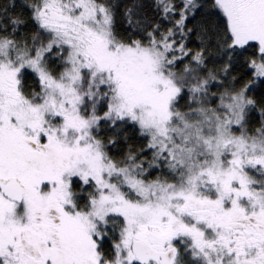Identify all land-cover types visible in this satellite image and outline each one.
I'll return each mask as SVG.
<instances>
[{"label":"snow or ice","instance_id":"obj_1","mask_svg":"<svg viewBox=\"0 0 264 264\" xmlns=\"http://www.w3.org/2000/svg\"><path fill=\"white\" fill-rule=\"evenodd\" d=\"M27 7L37 26L30 42L0 25V264H264V113L250 130V83L216 102L210 85L224 84L203 45L192 52L184 43L202 5L155 0L164 19L179 17L162 31L144 25V5L132 0L124 17L130 29L143 25L138 39L118 35L111 0ZM212 8L224 21L220 71L230 75L256 47L247 66L264 82V0ZM50 62L63 70L54 74ZM29 69L39 91L26 94ZM102 122L138 126L152 152L147 167L132 153L113 160L96 135ZM150 169L161 175L149 179Z\"/></svg>","mask_w":264,"mask_h":264},{"label":"trees","instance_id":"obj_2","mask_svg":"<svg viewBox=\"0 0 264 264\" xmlns=\"http://www.w3.org/2000/svg\"><path fill=\"white\" fill-rule=\"evenodd\" d=\"M111 2L117 5L115 28L118 35L122 38L133 36L137 39L140 38V35H144L142 30L143 25L140 30L130 29L125 20V8L132 4V0H111ZM138 2L144 5L140 12L142 17H147L144 20V25H148L149 22L151 24L159 23L161 30L164 31L172 27L174 20L179 18L176 15L171 19H164L162 12L155 7V0H138ZM174 2L179 5L180 0H174ZM197 2L202 7L197 9L194 15H189L186 26L192 29V31L187 33L184 43L192 52L200 51L203 45L207 69L212 72H217L218 81L224 84L223 88L210 85L211 90L217 94V103L219 102L218 97L221 92L233 88L239 90L245 84L250 83L251 90L247 95L256 101V105L249 109L247 121L249 129L254 130L259 127L262 120V113H264V82H262L261 78H254V70L247 66V62L251 59H258V49L256 47L248 48L244 52V55L240 56L233 63L229 69L230 75H226L220 71L227 58L220 55L216 44L217 39L222 35L224 21L218 10L212 8V0H197ZM28 3H30V0H0V25L7 20V34L12 35L13 28L15 27V38L21 42L24 40L30 42L37 32L35 22L31 20V10L27 7ZM5 9H7L6 12ZM16 18L22 20L23 23L13 26L11 21ZM138 31L140 35H137ZM177 39L179 40L180 37L177 36ZM188 62V58H185L184 63L187 64ZM182 67L183 64L180 65V68ZM50 70L54 74H58L63 69L59 62H50ZM22 83L26 94L32 91H39L37 77L30 69L25 70ZM181 102H185V100H181ZM102 112L103 110H101V115ZM96 135L105 144L107 154L117 162L125 161L127 155L132 153L139 155L140 159L146 162L145 167H147V161H150L152 158V152L147 148L148 137L141 135L140 129L136 125L129 123L113 128L102 122ZM150 171L152 174L149 179H155L158 175H161V170L159 169H150ZM74 191L84 197L88 195L87 192H81L78 182L74 183ZM85 202L82 200L80 202L81 206ZM109 227L111 228V225ZM118 231V227L115 233L110 231L108 233L109 238L103 244V249L108 254L112 253L113 239H118Z\"/></svg>","mask_w":264,"mask_h":264},{"label":"rangeland","instance_id":"obj_3","mask_svg":"<svg viewBox=\"0 0 264 264\" xmlns=\"http://www.w3.org/2000/svg\"><path fill=\"white\" fill-rule=\"evenodd\" d=\"M179 103H180V106L183 108L185 102H181V100H180ZM89 191H91V189H89ZM87 194H88V192H87Z\"/></svg>","mask_w":264,"mask_h":264}]
</instances>
